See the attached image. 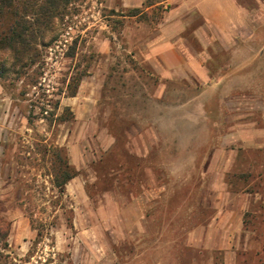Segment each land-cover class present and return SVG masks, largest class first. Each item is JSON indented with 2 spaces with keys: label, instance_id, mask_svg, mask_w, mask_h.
<instances>
[{
  "label": "rangeland",
  "instance_id": "374dc122",
  "mask_svg": "<svg viewBox=\"0 0 264 264\" xmlns=\"http://www.w3.org/2000/svg\"><path fill=\"white\" fill-rule=\"evenodd\" d=\"M143 2L70 0L33 63L0 53V264H196L190 233L213 217L238 223L242 264H264V0L236 41ZM166 26L185 73L156 61Z\"/></svg>",
  "mask_w": 264,
  "mask_h": 264
},
{
  "label": "crops",
  "instance_id": "0c3cea01",
  "mask_svg": "<svg viewBox=\"0 0 264 264\" xmlns=\"http://www.w3.org/2000/svg\"><path fill=\"white\" fill-rule=\"evenodd\" d=\"M121 1L125 3H129L130 1L137 2V4L132 6H138V3H142L143 0ZM251 1L252 0H169V4L172 7L170 12L171 15L172 12L176 11V7L180 8L181 6H185L201 17L204 21L203 25H207L208 28H211L213 33L232 34L233 40L236 41L237 35L248 31L247 29L249 27L246 19L249 14V8L245 5ZM181 25L182 24H179L176 30H180L182 28ZM166 30L167 26L163 28L161 37L163 40L159 42L156 48L159 54L156 61L163 67L164 71L169 72L170 75H172V73H185L184 71L186 70L184 67L189 66L191 63L185 59L184 52H182L183 50L179 45L176 46V44H173L169 39H165ZM172 56L175 59L174 62L176 65L172 62L173 60H171ZM147 156L148 153L142 154V157ZM72 178L64 184V189L66 194L73 198L75 195L81 194L83 188L78 187L76 183H70ZM147 192L151 194L150 190H147ZM117 206L118 209L123 211L130 208L137 211L145 210L143 203L136 200L117 202ZM137 215V217L131 219V225L142 227V225H148L150 223V218L142 216L143 212ZM122 225H125V223ZM238 229V223L226 221L218 217H213L206 225L196 227L193 232L190 233L188 245L200 251L202 254H206L205 257H202L201 261L196 264H242L237 252V239L239 235L236 232ZM122 234L125 236V233L122 232ZM132 237L137 250H143L145 247L149 249L150 234L148 229L143 227L138 228V233Z\"/></svg>",
  "mask_w": 264,
  "mask_h": 264
},
{
  "label": "trees",
  "instance_id": "16d2710c",
  "mask_svg": "<svg viewBox=\"0 0 264 264\" xmlns=\"http://www.w3.org/2000/svg\"><path fill=\"white\" fill-rule=\"evenodd\" d=\"M69 1L0 0V53L8 52L16 63H33L31 45L42 29L51 26L57 13H61ZM166 1L144 0L143 6L145 9L161 10ZM129 13L128 16H146V12L139 8H133Z\"/></svg>",
  "mask_w": 264,
  "mask_h": 264
},
{
  "label": "flooded vegetation",
  "instance_id": "af4514ba",
  "mask_svg": "<svg viewBox=\"0 0 264 264\" xmlns=\"http://www.w3.org/2000/svg\"><path fill=\"white\" fill-rule=\"evenodd\" d=\"M42 240H46L44 237L43 238H41ZM48 241V240H47ZM47 248V247H49V245H47V244H45V243H39V244H37V249L39 250V248H41V249H43V248Z\"/></svg>",
  "mask_w": 264,
  "mask_h": 264
}]
</instances>
